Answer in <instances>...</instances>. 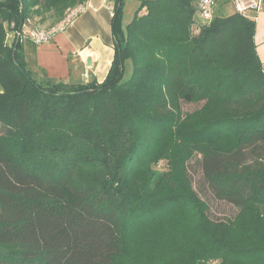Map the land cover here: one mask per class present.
Segmentation results:
<instances>
[{"label": "trees", "instance_id": "16d2710c", "mask_svg": "<svg viewBox=\"0 0 264 264\" xmlns=\"http://www.w3.org/2000/svg\"><path fill=\"white\" fill-rule=\"evenodd\" d=\"M88 1L0 0V264H264L255 21L141 0L124 26L116 0L102 83L35 80L6 26L51 28ZM196 156L232 219L213 220L195 191Z\"/></svg>", "mask_w": 264, "mask_h": 264}, {"label": "crops", "instance_id": "0c3cea01", "mask_svg": "<svg viewBox=\"0 0 264 264\" xmlns=\"http://www.w3.org/2000/svg\"><path fill=\"white\" fill-rule=\"evenodd\" d=\"M126 1L133 0H124V3ZM115 6L116 0H89L86 11L51 43L38 46L28 38L21 40L28 71L35 80L68 85L93 81L102 83L114 59L112 18ZM256 17L254 40L258 56L264 65V0H261V9ZM127 25L124 22V26ZM12 28L13 25L6 36V43L9 45L19 42ZM128 63L129 61L126 66Z\"/></svg>", "mask_w": 264, "mask_h": 264}, {"label": "rangeland", "instance_id": "374dc122", "mask_svg": "<svg viewBox=\"0 0 264 264\" xmlns=\"http://www.w3.org/2000/svg\"><path fill=\"white\" fill-rule=\"evenodd\" d=\"M140 1L141 0H139L138 2L135 0H133L132 2L126 1L125 3L126 10L124 8V11H125L124 22L126 24L132 21L135 11L139 8V5L141 3ZM216 10L219 14L224 15V16L235 13V9L232 3L231 2L228 3L226 2V0L218 1V3L216 4ZM51 19L53 20L54 17L52 16ZM49 25H50L49 23L45 25H40V28H46ZM6 29L7 31L10 30L8 25L6 26ZM17 31H19V29L14 30L16 39L18 38ZM131 71H132V67L129 62L126 66V74H125L126 79L130 76ZM33 78L36 79L35 77ZM200 106L201 105L186 104L183 106V111L185 113L193 112L197 110ZM189 173H190V177H191L192 184H193L195 191L198 193L200 198L206 201L207 204L209 205V214L213 220L226 221V220L232 219L238 213L239 209L237 207L225 201H220L216 199V197L214 196L208 183L204 179L201 156H196L190 162Z\"/></svg>", "mask_w": 264, "mask_h": 264}, {"label": "built area", "instance_id": "2783aa9c", "mask_svg": "<svg viewBox=\"0 0 264 264\" xmlns=\"http://www.w3.org/2000/svg\"><path fill=\"white\" fill-rule=\"evenodd\" d=\"M203 23L209 24L213 20L216 8V0H195ZM235 12L239 15L256 20L257 13L261 9V0H230ZM87 3L81 4L66 12L64 19L51 28H31L23 25L21 30L17 31L18 40L30 39L35 45H44L51 43L58 35L63 34L72 26L75 19L86 11Z\"/></svg>", "mask_w": 264, "mask_h": 264}, {"label": "water", "instance_id": "95a60500", "mask_svg": "<svg viewBox=\"0 0 264 264\" xmlns=\"http://www.w3.org/2000/svg\"><path fill=\"white\" fill-rule=\"evenodd\" d=\"M14 25H15V23H13V28H12L13 30H14ZM19 30H21V28H19Z\"/></svg>", "mask_w": 264, "mask_h": 264}]
</instances>
